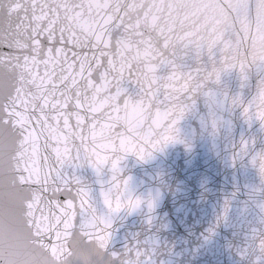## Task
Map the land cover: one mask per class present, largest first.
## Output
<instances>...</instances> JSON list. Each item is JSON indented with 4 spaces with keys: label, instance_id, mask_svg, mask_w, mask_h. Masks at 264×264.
Here are the masks:
<instances>
[{
    "label": "water",
    "instance_id": "obj_1",
    "mask_svg": "<svg viewBox=\"0 0 264 264\" xmlns=\"http://www.w3.org/2000/svg\"><path fill=\"white\" fill-rule=\"evenodd\" d=\"M5 30L29 50L37 33L63 40L60 56L33 68L30 100L46 113L42 134L24 157L34 174L53 143L79 140L81 131L100 147L112 142L116 123L133 132L165 110L188 109L179 142L145 161H122V176L143 204L113 220L111 251L121 261L138 251L140 264H264V180L251 163L264 152V126L247 122L233 104L264 90V0H0V33ZM65 56L86 57L93 67L95 57L126 82L119 94L82 96L83 114L69 110L71 127L45 104L62 83ZM14 151H0V182L11 172ZM68 171L103 213L100 193L111 181L110 168L100 175L87 165ZM74 192L73 185L57 199L61 205L71 199L79 212ZM70 252L69 264H96L103 248L76 243ZM9 261L52 264V257L26 237Z\"/></svg>",
    "mask_w": 264,
    "mask_h": 264
},
{
    "label": "snow or ice",
    "instance_id": "obj_2",
    "mask_svg": "<svg viewBox=\"0 0 264 264\" xmlns=\"http://www.w3.org/2000/svg\"><path fill=\"white\" fill-rule=\"evenodd\" d=\"M12 36L13 33L7 30L0 33V68L4 70L0 74V151L7 154L10 147L15 148V163L0 182V264H10L9 256L25 245L26 237H31L32 243L52 257V264H69L70 248L76 243L96 244L103 248L96 264H140L138 251L128 252V258L123 261L111 251L114 218L122 212H133L143 204L132 195L130 178H123L121 164L128 156L145 161L168 145L179 142L178 125L188 109L165 110L157 115L155 121L148 120L133 132L116 123L109 137L112 142L100 147L86 141L81 131L79 140L72 138L70 142L65 139L63 143H53L51 152L43 157L44 162L48 161L47 167L43 162L34 174L24 157L34 140H39L46 113L44 108L33 105L30 100L34 95L30 89L37 86L33 68L37 63H44L47 67L60 56L63 40L58 42L52 32L47 37L37 33L29 50L28 43L18 36L10 38ZM93 60L95 67L86 57L68 61L65 56L62 83L56 84L53 78V84H56L54 94L45 104L50 105L54 112L60 110L66 117L59 121L60 124L71 127L70 109L72 116L78 110L83 114L81 97L87 92L93 91L99 98L104 93L111 94L113 89L118 94L126 89L122 74L116 73L111 64L106 67L104 61L95 57ZM39 74L36 68V75ZM241 77L247 79L243 73ZM220 80V74H217V84ZM130 91L133 90H126L124 94L128 95ZM233 104L239 105L247 122H258L264 126V90L247 103L235 98ZM242 148L247 150V142ZM251 163L264 180V152L253 156ZM84 165L97 175L106 167L111 170V181L100 193L105 209L103 213L94 206L89 191L79 179L69 174V169ZM73 185L74 195L79 200V212L74 210L71 199L64 205L57 199L62 192L72 193ZM148 207L151 209L152 204L149 203ZM54 208L60 209L58 215Z\"/></svg>",
    "mask_w": 264,
    "mask_h": 264
}]
</instances>
